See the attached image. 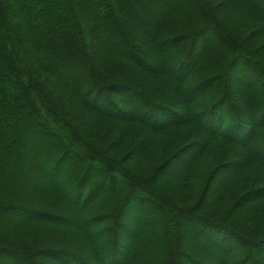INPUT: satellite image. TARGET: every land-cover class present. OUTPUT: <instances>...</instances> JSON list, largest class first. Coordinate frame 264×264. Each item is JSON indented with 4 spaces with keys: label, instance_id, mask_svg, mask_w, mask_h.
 Returning <instances> with one entry per match:
<instances>
[{
    "label": "trees",
    "instance_id": "16d2710c",
    "mask_svg": "<svg viewBox=\"0 0 264 264\" xmlns=\"http://www.w3.org/2000/svg\"><path fill=\"white\" fill-rule=\"evenodd\" d=\"M176 2L177 13L166 0H0V255L9 264H264V0ZM149 5L160 14L148 21ZM208 36L219 46L203 49ZM187 126L203 147L164 155L146 179L130 170L142 145L119 158L121 135L105 146L113 128L155 137ZM213 140L225 144L211 172L219 185L252 181L230 200L177 206L164 183L170 165L183 171ZM149 209L151 235L140 223ZM241 209L263 224H236ZM196 238L210 240L212 260L190 250Z\"/></svg>",
    "mask_w": 264,
    "mask_h": 264
},
{
    "label": "rangeland",
    "instance_id": "374dc122",
    "mask_svg": "<svg viewBox=\"0 0 264 264\" xmlns=\"http://www.w3.org/2000/svg\"><path fill=\"white\" fill-rule=\"evenodd\" d=\"M166 3L169 4V6L172 9L176 7V10H175L176 13L178 11H182L181 7L179 9V6H178L179 3H177L176 0L171 3H168V1L166 0ZM144 9L146 10V13L150 14V16L145 17L148 21L153 20V18H155L156 15L160 14L159 13L160 10L154 8L153 5L146 6ZM137 10L139 11L142 9L137 8ZM122 14L124 18L130 21V16L127 12H123ZM83 25L85 26L86 24H83ZM140 26H141L140 33L145 37L150 36V33L148 32V30L143 25H140ZM96 36H97L96 37L97 41L101 42V40H105V43H108V44L111 43V41L109 42V40H106V38H103L104 34L102 31H99ZM110 45L113 47V50H115L116 52L120 53L122 51V47L119 44L117 45V43L114 42L113 44H110ZM218 46L219 45L212 38L208 36L204 40V44L202 45V48L208 49V48H214ZM133 80H135L136 84H138L136 78H133ZM140 81H142L143 84L147 85L146 83L143 82V80H140ZM252 83H256V84L258 83L257 85L259 86L261 85V83L258 80L253 81ZM69 107H72V106L70 105ZM77 114L79 117L80 114L78 112ZM97 129L99 132L97 134L99 136H101V133L106 131L104 127H97ZM113 129L114 130L111 129L109 131V134H108L109 136L107 137L108 139L106 140L105 146L113 147L115 138L121 135L122 139H121V143L119 147L116 148L115 146L112 148V150H114L113 155H116L117 158L129 152L130 149L132 148L139 149L138 147L139 145H142L144 147V151H146L144 157L142 158L141 161L139 160V161L133 162V165H131V168H130L132 172H134L136 175L144 179L149 178L154 168L159 164V162L162 160L164 155L173 153V152L175 153L178 149L188 144L190 145V144L197 143L198 145L200 144L201 146L199 145V147L202 148L205 143L203 142L204 139L200 137L199 134L196 133L195 128L191 126L184 127L183 129L178 130L179 132L178 131H171L168 133L164 132L162 135L155 136V137L147 136L146 134L142 133L141 128H134V130H132L131 132H125L124 128L122 127L113 128ZM151 144H152V147H151ZM223 147L225 148V144L222 141H216V140L211 141L209 145L207 144L206 151L201 150V154L199 155V157L195 158L193 162H190L189 167H186L185 169H183V171L180 169H179L180 171L177 170L178 165H176V163H173L170 165V169H172V176L166 177V179L164 180V183L167 185V188H168L166 189L168 197H170L173 200V202L176 203L177 206L198 207L199 203L203 205V203L206 202L207 200H208L207 203H209L210 201L213 203L215 199L223 200L224 197H227L228 200H230L231 197H233L234 194H236L238 187H240L241 185L245 183L246 185L247 184L249 185V183L252 181L250 178H248L250 174L243 176V177L242 176L233 177L232 179H230L231 177L223 178L220 185H219L220 180L218 179V177L217 179H215V177L211 174V172L216 168V165H217L216 162L218 161L219 156L221 152L223 151L222 149ZM179 168H182V167H179ZM68 169H69V166L67 165V163H65L61 167L60 174H59L60 176L57 179L66 178L69 174ZM43 178L44 177L42 175H39L37 177L38 180L43 179ZM206 182L209 185L210 190H211V185H212V190H213L212 196L202 195L201 193V190L203 188L202 186H204ZM224 183H227L226 187H223ZM254 184H256V186L258 185L256 181ZM107 187L108 186L106 185V188ZM106 193H109V192H106ZM208 194H211V193H208ZM106 199L108 200L109 197L108 198L106 197ZM222 205L223 204H221V201H220V203L218 204V208L221 211H222V207H221ZM149 211L150 209L146 210L144 214L148 213ZM224 215L229 217V215L227 214H224ZM237 215L238 216L234 218V221L236 222V224H240V225L244 224L243 226L250 227V229L254 227L255 224H257L258 219L254 216L252 212H250V215L252 216L251 219L247 218V215L249 214H247V212L242 209L239 214L237 213ZM71 219L72 218L70 217V220ZM133 219L135 220L134 217ZM147 219H148L147 215H146V218H143L142 216V220L140 223L146 229V231L148 232V235H151L152 229L149 228V225L151 222L146 221ZM153 220H156L155 216L152 217V221ZM262 224H263L262 222L257 224V228L260 227ZM151 225H153L152 227H154L156 231L159 230L158 226L154 224H151ZM182 232L183 231H181V234L184 233ZM196 239L199 242V248L197 249V248L192 247L190 250L194 253H196V250H198V253H196V255L203 257V259H206V260H212L211 257H214L215 254L212 251H210L211 248L207 247V243H209L210 240L206 241L201 238H196ZM211 241H214L212 242L213 245L216 244L215 240H211ZM0 264H9V261L8 259H5L3 255H0Z\"/></svg>",
    "mask_w": 264,
    "mask_h": 264
}]
</instances>
